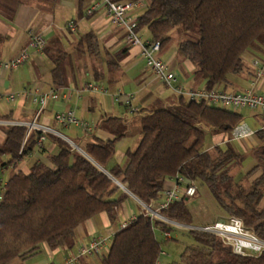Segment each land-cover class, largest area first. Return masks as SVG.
<instances>
[{"label": "trees", "instance_id": "16d2710c", "mask_svg": "<svg viewBox=\"0 0 264 264\" xmlns=\"http://www.w3.org/2000/svg\"><path fill=\"white\" fill-rule=\"evenodd\" d=\"M22 1L0 0V13L12 18ZM141 1L144 7L136 19L137 30L146 28L149 39L159 41L161 48L169 44L175 28L191 34L178 42L176 52L194 66V75L204 80L206 89L225 83L229 74L241 73L246 49L264 35V0ZM44 49L53 64V85L65 86V63L70 55L59 45ZM74 49L91 59L100 58L99 42L91 31L81 35ZM241 119L233 110L178 97L175 104L140 118L139 143L125 151L123 166L109 165L117 141L126 134L127 124L121 117L104 118L101 126L113 137L94 138L81 147L83 153L63 138L48 134L57 149L47 155V163L37 160L29 171H15L0 192V264H25L43 244L50 249L71 248L76 227L101 212L114 223L120 204L128 197L115 181L141 203L151 205L164 191V181L177 174L187 183H204L225 218H240L264 241V129L254 132L260 139L253 148L256 164L245 175L256 169L261 173L248 183H243L245 176L231 174L242 154L230 144L210 150L204 147L208 133L230 134ZM0 130L4 134L0 166L15 167L35 147L38 132L28 133L23 125H0ZM189 198L183 195L173 200L160 214L190 224ZM172 228L141 212L114 232L100 264H160L162 250L156 230L170 232ZM187 232L194 243L185 245L178 261L166 264H264V251L258 256L237 255L215 235Z\"/></svg>", "mask_w": 264, "mask_h": 264}, {"label": "crops", "instance_id": "0c3cea01", "mask_svg": "<svg viewBox=\"0 0 264 264\" xmlns=\"http://www.w3.org/2000/svg\"><path fill=\"white\" fill-rule=\"evenodd\" d=\"M92 0H23L16 9L12 18L0 13V35L3 37L0 43V62L14 58L21 50H27L31 55L27 62L18 66L15 70L2 69L0 67V93H18L23 89L37 88L41 92L50 90L58 93L57 99H50L41 110L37 121L41 124L58 130L63 136L71 140L82 143L93 141L94 138L110 139L113 135L104 127L101 122L104 118L121 117L126 121L127 130L123 138L116 143L115 153L109 165H125V151L134 150L140 140V118L134 114L145 112L149 109V104L154 99H159L163 106L171 105L170 98H161L165 90L171 96H176L167 89L160 81L153 78L150 70L145 66L143 58L139 55L136 46H130L124 40V29L116 27L110 23L103 7L92 14H86L85 10ZM143 8L140 9V12ZM73 21L75 31L66 28V23ZM93 32L99 42V60L91 59L86 55H81L74 49V43L81 35ZM140 32V31H139ZM42 34L46 40V47L59 45L65 50L70 58L66 60L65 86H54L51 69L53 64L46 50L42 53H34L30 47V37L33 34ZM144 39V38H143ZM149 39L145 37V40ZM261 54V53H260ZM158 56L173 66V71L178 75L179 81L189 88H202L204 80L194 75V66L188 60L176 58L174 48H161ZM257 59V56H247L243 60L244 69L239 74H229L227 81L216 85L217 88L227 92H242L251 89L254 92L264 94V53ZM181 71V72H179ZM102 83L106 93L93 92L82 89L88 81ZM158 85L164 89L158 90ZM121 90L124 94L132 96L131 105L137 110L133 111L121 100H115V94ZM69 94L65 99L62 95ZM169 97V96H168ZM38 105L33 103L29 95L19 94L13 101L0 100V120L31 121L37 113ZM73 110L75 115L89 123L92 130L86 132L76 127H61L54 121V114L63 110ZM229 109V108H228ZM241 114L242 119L239 124L254 132L264 129V113L247 108L230 109ZM247 111L246 118L242 112ZM137 127L131 131V125ZM139 132V133H138ZM213 145L230 144L238 153L242 154L253 150L260 139L252 134L245 138H232L228 133H216L212 135ZM4 139V134L0 130V141ZM127 141V142H125ZM81 150V147H77ZM55 141L47 137L41 147L35 145L31 153L20 160L15 167L11 165L3 173L7 180V170H22L26 167L25 159L39 153L38 158L45 159L47 155L56 151ZM29 171V170H28ZM24 172V171H23ZM173 185L172 178L164 181V189ZM123 189V188H122ZM128 197L123 201L117 212V219L111 223L107 215L101 212L79 224L75 230L74 244L71 248L58 247L50 249L46 244L41 245L38 252L26 259L25 264H59L68 250H75L80 245L88 242L94 235H107L112 239L114 232L119 228L120 223L137 216L133 206H129L131 198L136 202H141L130 192L123 189ZM163 199V193L151 204ZM225 216L222 217L224 219ZM157 236V235H156ZM162 237V235H161ZM171 238V237H170ZM169 238L163 240L165 242ZM104 253V252H103ZM85 256L80 259V264H98L100 256L103 254ZM160 264H166L161 261Z\"/></svg>", "mask_w": 264, "mask_h": 264}, {"label": "built area", "instance_id": "2783aa9c", "mask_svg": "<svg viewBox=\"0 0 264 264\" xmlns=\"http://www.w3.org/2000/svg\"><path fill=\"white\" fill-rule=\"evenodd\" d=\"M104 8L108 20L116 27L124 29V40L130 46L138 48L139 55L143 58L145 66L150 70L152 76L157 81H160L167 89L173 92L176 96L182 97L187 101L206 102L208 104L218 106L221 108H247L264 113V94L254 92L247 89L242 92H227L219 89L216 86L210 89L189 88L183 85L178 78V75L169 69L168 62L164 61L158 56L161 50L159 41H152L150 39H143L137 30V16L140 9L144 7L143 1L133 3L129 2H115L111 0H92L87 6L86 14H92ZM66 28L70 31H75V24L73 21L66 23ZM30 47L34 53H42L46 46V40L42 34H33L30 37ZM30 53L23 49L14 58L0 62L2 69L15 70L21 64L27 62L30 58ZM82 89L106 93V87L97 81H88ZM19 94L29 95L33 103L38 105L37 113L31 121H14V120H0V125H23L27 127V132H38L36 145L41 147L46 141L47 135L52 134L63 138L73 147L75 146L71 139L63 136L58 130L41 124L37 121V117L41 110L46 106L50 99H57L58 93L55 91L41 92L37 88L23 89L18 93H0V100L13 101ZM65 99L69 98V94L62 95ZM115 100L123 101L127 106L131 107L133 111L137 108L132 107V96L124 94L121 90L116 92ZM54 121L61 127H76L86 132L92 130L91 126L85 120L78 118L73 110H63L54 114ZM254 134V131L244 127L242 124L236 125L230 132L232 138H245ZM77 148V146H75ZM78 149V148H77ZM8 168L0 166V192L6 180L3 173ZM173 185L165 189L163 199L156 203L153 207L147 206L143 203L141 205L145 208V213L151 217L160 219L161 221L170 224L178 225L187 228L188 230H196L204 233L212 234L220 238L225 244L230 246L232 252L242 256H258L264 251V241L258 238L253 232L247 229L240 218L229 216L221 220H215L211 223L203 225L181 224L169 220L160 214V210L167 208L170 202L179 199L185 195L192 197L196 193V186L193 182H186V179L181 175L172 177ZM132 217L131 219H133ZM130 219V220H131ZM123 221L120 223L121 228L125 227L130 221ZM163 238H170V232L163 231ZM111 239L107 235H94L88 242L80 245L75 250H68L59 264H80V259L95 254H101L108 250ZM161 254H164L161 251ZM54 264V263H51Z\"/></svg>", "mask_w": 264, "mask_h": 264}, {"label": "rangeland", "instance_id": "374dc122", "mask_svg": "<svg viewBox=\"0 0 264 264\" xmlns=\"http://www.w3.org/2000/svg\"><path fill=\"white\" fill-rule=\"evenodd\" d=\"M139 34L142 36V38L145 39V37L149 36L148 30L146 28H143L140 30ZM170 42L166 47L169 48H174L176 50L177 44L180 40L183 39H188L191 37L190 33H184L179 31L178 28H175L173 31L170 32ZM261 53V54H260ZM262 53H264V35L260 40H257L253 42L251 46H249L245 53L243 54V60L247 58V56H252L255 55L257 56V59L261 57L262 59ZM176 58L181 59V60H186L182 55L176 52ZM246 63V61L244 62ZM170 70H174L173 66H169ZM181 72V71H179ZM184 85V84H183ZM186 86V85H185ZM187 87V86H186ZM158 90L164 89L163 86L158 85ZM165 90V89H164ZM169 96V97H168ZM161 98H170L172 104H175L177 102L176 98L174 96H171L168 91L165 90V93ZM149 109H147L145 112L141 113H136L134 114L135 118L136 117H141L142 115H145L149 113L150 111L164 107L162 105V102L159 99H153L152 102L149 104ZM233 109V108H229ZM247 111H243L242 114L246 118L247 116ZM131 131L133 130L135 133V130L137 132V127H134V124L131 125ZM140 132V126L138 128ZM138 132V133H139ZM226 134V133H225ZM213 134H207L204 142V147L206 149L210 148L213 145ZM73 144L77 147H83V144L80 142H77L75 140H72ZM127 142V141H125ZM71 145V144H70ZM72 146V145H71ZM74 146V148H76ZM39 153L34 154L28 159H25L26 167L22 169V171L27 172L32 165L33 162L40 160V161H45L43 158H38ZM256 164V156L253 152V150L242 153V158L234 167L231 168V174L236 177L237 175L245 176L243 177V183H248L251 179L254 177L258 176L261 173V169H256L252 171L249 175H245L246 172H248L254 165ZM16 168L12 169L11 167L7 170V177L14 173ZM194 185L196 186V194L192 197L189 198L188 200V208L190 210V213L192 215V220H191V225H203L207 223H211L215 220H221L223 217V214L221 212V208L219 207L217 201L213 197L212 193L209 191V189L202 183L201 181H195ZM167 189V188H166ZM165 190V189H164ZM129 206H133L135 209V212L138 213L139 210L142 212H145V208L136 200L133 198L130 199ZM264 202V199L262 200L261 203ZM147 206H150L147 205ZM154 209V206H153ZM175 222V221H174ZM178 223V222H177ZM170 225V224H169ZM156 235L159 241L161 242V250L166 253V255H162L161 261L163 263H168L172 261H178L180 254L185 247V245H190L193 244L192 238L188 235L187 228H184L183 226H178V225H173L172 230L170 231V239L165 240L162 235V231L156 230ZM163 239V240H162ZM98 264L99 261H98Z\"/></svg>", "mask_w": 264, "mask_h": 264}, {"label": "water", "instance_id": "95a60500", "mask_svg": "<svg viewBox=\"0 0 264 264\" xmlns=\"http://www.w3.org/2000/svg\"><path fill=\"white\" fill-rule=\"evenodd\" d=\"M78 150L80 151V152H82L83 153V151L82 150H80L79 148H78ZM116 183H117V185H119L121 188H123V189H125V190H127L122 184H120L119 182H117V181H115ZM127 192H129L128 190H127Z\"/></svg>", "mask_w": 264, "mask_h": 264}]
</instances>
